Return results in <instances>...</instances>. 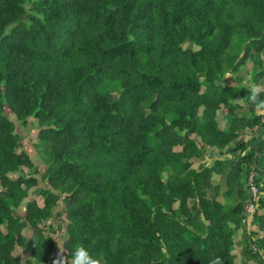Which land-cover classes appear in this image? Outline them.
<instances>
[{
  "label": "trees",
  "instance_id": "obj_1",
  "mask_svg": "<svg viewBox=\"0 0 264 264\" xmlns=\"http://www.w3.org/2000/svg\"><path fill=\"white\" fill-rule=\"evenodd\" d=\"M263 81L264 0H0V264H264Z\"/></svg>",
  "mask_w": 264,
  "mask_h": 264
},
{
  "label": "rangeland",
  "instance_id": "obj_2",
  "mask_svg": "<svg viewBox=\"0 0 264 264\" xmlns=\"http://www.w3.org/2000/svg\"><path fill=\"white\" fill-rule=\"evenodd\" d=\"M240 75H242L244 77L243 79V83H248L250 82L249 80L247 79H250V74H246L245 72H241ZM227 77H230V74L227 75ZM231 83H234V81L231 79ZM261 89H264V81L258 85ZM240 103L242 105H244V102L242 99H239ZM244 113L246 112L247 113V110L250 109V107L244 105ZM239 111H242V109H238ZM243 112V111H242ZM226 112L224 110H221L219 111L218 113V117H219V121H220V125L222 127L225 126V114ZM8 114L10 115V117L15 120V116L13 113H11L9 110H8ZM16 126H17V131L21 134L22 136V143H23V147L22 149H25L27 150L33 160L35 161V164L37 165V168L39 169V172L36 174L39 178L42 177L43 175V172H44V169L46 168V160L44 159L43 157V153L42 151L40 150L39 146L37 145V134H38V131L39 129L35 127L34 125V122L33 120H30L28 125L26 127H23L20 125V123H18L16 121ZM257 132L259 134H263L264 135V129L263 128H260L257 130ZM245 137H249V135L251 134L249 131H246L243 133ZM178 149V147H177ZM208 154L211 153V155H214V156H217V151L214 150L212 147H208V151H207ZM209 161V160H208ZM200 163V161H196L195 163V166H197L198 164ZM24 170L26 171V168H24ZM214 182H218V179H214ZM224 189H225V186H224ZM32 196L33 198H36L37 201L39 202V204H43V200H42V196L41 194L39 193L38 189L37 190H34L32 192ZM63 204L62 206H59L57 209H56V212H55V219H54V222H55V225H56V230L58 231V233L56 234V237L58 240H57V247H58V251H57V259L60 257V254L62 252H64L63 250V245H62V242L63 240L66 238V235L63 234V229H64V221L66 220L65 219V216L62 214V211H63ZM60 226V227H59ZM252 226V225H251ZM243 229L240 228L238 230V233L239 235L242 233ZM32 231L31 229H27L26 230V234L28 235H31ZM243 236H238L237 238V246H236V249L234 251V254H235V258H236V262L237 264H252L251 262L247 261L243 255H242V248H244L245 246V241H243L242 239ZM62 238V240H61ZM247 243V242H246Z\"/></svg>",
  "mask_w": 264,
  "mask_h": 264
},
{
  "label": "clouds",
  "instance_id": "obj_3",
  "mask_svg": "<svg viewBox=\"0 0 264 264\" xmlns=\"http://www.w3.org/2000/svg\"><path fill=\"white\" fill-rule=\"evenodd\" d=\"M227 73L225 74L227 78ZM262 89L252 83L248 87V102L255 105L257 108H264V99L261 98ZM64 257L61 253L60 257L54 261V264H63ZM71 264H103L102 258L94 257L83 245H77L73 249ZM209 264H223L220 257H216L214 260L210 261Z\"/></svg>",
  "mask_w": 264,
  "mask_h": 264
},
{
  "label": "built area",
  "instance_id": "obj_4",
  "mask_svg": "<svg viewBox=\"0 0 264 264\" xmlns=\"http://www.w3.org/2000/svg\"><path fill=\"white\" fill-rule=\"evenodd\" d=\"M261 181H258L256 178L255 172H251L249 176V184H250V189L252 193L253 200L246 205V213H245V218H243V223H248V225L251 226L250 220L252 219L257 207L258 203L255 204V202H258L260 199V189L259 185L261 184ZM255 201V202H254Z\"/></svg>",
  "mask_w": 264,
  "mask_h": 264
},
{
  "label": "crops",
  "instance_id": "obj_5",
  "mask_svg": "<svg viewBox=\"0 0 264 264\" xmlns=\"http://www.w3.org/2000/svg\"><path fill=\"white\" fill-rule=\"evenodd\" d=\"M251 227H254V228H255L256 226H254V225H253V226H250V225H249V226H248V229L251 228Z\"/></svg>",
  "mask_w": 264,
  "mask_h": 264
},
{
  "label": "water",
  "instance_id": "obj_6",
  "mask_svg": "<svg viewBox=\"0 0 264 264\" xmlns=\"http://www.w3.org/2000/svg\"><path fill=\"white\" fill-rule=\"evenodd\" d=\"M232 151H234V149H232ZM229 155H231V154H229ZM211 160H212V159L210 158V159H209V162H210Z\"/></svg>",
  "mask_w": 264,
  "mask_h": 264
}]
</instances>
